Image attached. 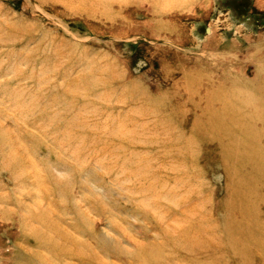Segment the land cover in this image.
I'll return each instance as SVG.
<instances>
[{"label": "rangeland", "instance_id": "374dc122", "mask_svg": "<svg viewBox=\"0 0 264 264\" xmlns=\"http://www.w3.org/2000/svg\"><path fill=\"white\" fill-rule=\"evenodd\" d=\"M229 137L264 177V0H0V264H264Z\"/></svg>", "mask_w": 264, "mask_h": 264}, {"label": "bare ground", "instance_id": "6f19581e", "mask_svg": "<svg viewBox=\"0 0 264 264\" xmlns=\"http://www.w3.org/2000/svg\"><path fill=\"white\" fill-rule=\"evenodd\" d=\"M228 139V144L223 143L222 148L224 150L223 160L228 166L231 182L234 187L231 197L233 203L235 201V204L232 205V207L243 216L238 225L234 223L228 224L231 226L229 229L234 232V236L232 237L235 238H231L230 241H228V245H231L234 248L232 250L235 253L242 254L246 253L247 250H250L248 248L249 246H247L248 243L252 242L255 245H258H250L255 248L259 247L261 244L259 239H256L255 242L253 241L254 237H252V234L256 233L258 228L263 229L262 226L264 225L262 224V226H260L256 221V218L253 217L254 215L252 210H250V206L252 205L251 203L254 202V186L260 182H264V177L258 172L260 170V167L258 166L260 165V162L257 160L256 164V162L253 163L254 159H251L252 156H250L249 149L255 152L254 149L249 148L250 145L249 147H245L242 144L237 145L231 137ZM245 148L248 152L244 150ZM245 167H251L253 173L245 172ZM241 229L244 232H242ZM242 237L243 239L246 238L241 241Z\"/></svg>", "mask_w": 264, "mask_h": 264}]
</instances>
